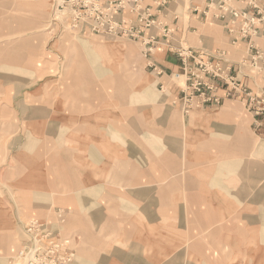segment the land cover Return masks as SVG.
Returning <instances> with one entry per match:
<instances>
[{"label": "crops", "instance_id": "obj_1", "mask_svg": "<svg viewBox=\"0 0 264 264\" xmlns=\"http://www.w3.org/2000/svg\"><path fill=\"white\" fill-rule=\"evenodd\" d=\"M44 9L32 20L30 0H0V260L18 251L26 222L62 212L67 249L85 264H264V156L252 158L264 154L254 144L264 128L256 130L244 102L225 99L187 116L176 107L182 125L134 116L128 149L125 88L113 99L116 116L94 112L96 101L111 99L94 97L84 63L73 90L47 81L44 39L33 38L35 51L31 36ZM209 23L216 28L197 23L195 47L241 60L244 45ZM257 46L264 56V38ZM148 62L158 80L180 68L161 49ZM254 79L247 83L257 91ZM139 156L148 158L143 167Z\"/></svg>", "mask_w": 264, "mask_h": 264}, {"label": "rangeland", "instance_id": "obj_2", "mask_svg": "<svg viewBox=\"0 0 264 264\" xmlns=\"http://www.w3.org/2000/svg\"><path fill=\"white\" fill-rule=\"evenodd\" d=\"M212 1L140 0V9L134 10L130 6L134 5L133 0H128L126 4L121 6L117 4L119 0H115L113 5L110 4L113 7L107 19L110 25L114 21L118 25L94 26L92 28V26L87 27L80 23L74 26L68 12L54 13L52 10L53 0H30L32 20L36 19L37 14L42 13L43 4L45 5L40 24L31 32L32 46L36 44L37 47L34 48L33 46V50L37 51L38 47L42 46L40 48L43 49L42 52L45 57L41 58L50 62L47 66L50 69L47 71L52 72L47 73L45 77L47 81L51 80L52 84L58 82L57 87L61 90H64L63 86L65 85V90H73L70 85L72 76L79 71L80 65L78 63H84L86 67L90 68L89 76L93 79L92 86L94 88L90 89L89 87V90H92L95 98L111 99L108 106L97 105L98 101H96L95 113L105 110L111 111L117 116L120 107L117 101L115 102L113 99H118L120 89H126V113L128 117L126 146L128 149H133L135 146L134 133L132 132L134 128L131 125L133 122L130 120L134 116L142 115L145 119H160L163 116H166L168 120L178 118L180 125H182L183 118L179 111L183 116H187L194 110L219 108L225 99L243 101L246 110L255 118L256 130L262 129L264 128V103L257 104V99H260V102L264 99V56L258 48L257 42L264 38V34L261 33L264 29V20H261L257 25H250V33L248 32L243 36L241 24L244 20L239 18L232 24L228 15L217 16L218 10L209 8V5L219 4L221 0ZM256 4L264 10V0H256ZM102 5L104 6L100 2V6ZM232 6L234 9L252 14L257 19L262 17L256 9L247 4L246 0L234 1ZM65 14L68 15L66 19ZM212 20L221 23L231 39V45L235 46L239 42L244 45L241 48L242 52L244 51L241 60L229 59L224 51L208 52L203 48L195 47L199 45L198 34L193 33L198 27L197 23L201 24L205 21L206 29L210 30L216 28L211 26L214 24L209 23ZM127 31H130V36ZM183 31H185L184 34ZM38 35H42L44 39V43L40 46H38V42L33 40ZM82 35L93 36L81 40ZM68 37L70 38L68 39ZM186 39L189 41V45ZM159 49L167 51L180 61V68L170 75H164L162 80H158L159 77L156 76V72H152V69L155 70V68L148 66L149 57ZM183 50L192 51L196 57L198 53L204 54L210 64H218L225 68L228 76L236 82L237 86L234 88L223 79H215L214 82L218 83L215 97L220 98L217 103L213 102V99L205 103L194 99L192 102H185V94H183L186 87L185 70L194 68L195 58L191 56L184 60V57L180 55ZM257 55H260V58L256 59ZM251 77L256 78L253 85L258 87L257 91H253L247 83L248 78ZM260 82H262L261 85H259ZM53 90H55L54 86L48 89V92ZM78 91L87 93L88 89H79ZM249 95L255 97L253 101L249 99ZM176 107L179 108V111ZM184 108L190 109L185 111ZM112 138L117 142L119 141L117 134H113ZM145 139L142 140L143 147H150L149 142L148 145L145 144ZM254 144L264 148V137L255 136ZM258 152L252 157L255 160H260L264 156L263 153ZM158 157L160 158V155ZM138 158V165L142 167L149 162L146 156H139ZM259 191L262 193V190ZM56 216L57 220L50 223L39 220L31 221H39L50 228L52 227L59 233V243L63 239H67L68 246V238L63 236L61 231L64 215L62 212H57ZM31 221L23 225V232H25L24 228L27 223ZM28 240L26 234L21 240H17L12 252L18 251L14 255L11 254L10 258L0 260V264H24L23 259L18 254ZM67 251L71 254L72 264H85L80 262L74 253ZM8 255L10 256V253Z\"/></svg>", "mask_w": 264, "mask_h": 264}, {"label": "built area", "instance_id": "obj_3", "mask_svg": "<svg viewBox=\"0 0 264 264\" xmlns=\"http://www.w3.org/2000/svg\"><path fill=\"white\" fill-rule=\"evenodd\" d=\"M126 1L128 0H119L117 4L121 6L126 4ZM133 1L134 5L130 6L134 10L140 9V0ZM234 1L236 2L237 0H221L219 4L209 5V8L217 9V16L223 17L228 15L232 24L239 18L243 19L244 21L241 24V28L243 36H245L248 32L250 33V25H257L261 20H264V10L257 6L256 0H246L249 6L256 9L258 14L262 15L261 19H257L252 14L234 9L232 6ZM100 2H102L104 6H100ZM114 3L115 0H53L52 10L54 13L68 12L74 26L80 23L85 24L87 27L92 26V28L94 26L108 27L118 25L116 21L112 22V25H110L107 19L113 7L110 6V4L113 5ZM65 15V19L68 18V15ZM127 32L130 36V31ZM261 33L264 34V29H262ZM180 55L184 57V60L191 56L195 58L194 68H187L185 70L186 87L183 93L185 94V102H192L194 99L205 103L213 99V102L217 103L220 98L218 99L215 97V91L218 89V83L214 82L215 79H223L234 88L237 86L236 82L228 76L225 68L218 64H210L204 54L198 53L196 57V55H193L192 51L183 50L180 52ZM255 58H260V55H257ZM208 94H210V96H207ZM254 98L255 97L249 95L251 101H253ZM261 102L260 99H257V104H263L264 99H262ZM184 109L187 111L190 108ZM24 229V233L29 240L23 245L22 250L18 254L20 258L23 259L24 264H72L71 254L67 251L68 249L65 250V248H67V242L62 240V242L59 243V233L52 229V227L50 228L48 225L40 223L39 221H31L27 223Z\"/></svg>", "mask_w": 264, "mask_h": 264}]
</instances>
